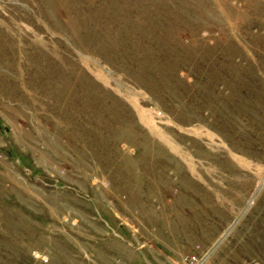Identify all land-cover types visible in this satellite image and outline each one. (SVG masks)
<instances>
[{
  "label": "rangeland",
  "instance_id": "rangeland-1",
  "mask_svg": "<svg viewBox=\"0 0 264 264\" xmlns=\"http://www.w3.org/2000/svg\"><path fill=\"white\" fill-rule=\"evenodd\" d=\"M0 264H264V0H0Z\"/></svg>",
  "mask_w": 264,
  "mask_h": 264
},
{
  "label": "built area",
  "instance_id": "built-area-1",
  "mask_svg": "<svg viewBox=\"0 0 264 264\" xmlns=\"http://www.w3.org/2000/svg\"><path fill=\"white\" fill-rule=\"evenodd\" d=\"M193 260H194V258H193Z\"/></svg>",
  "mask_w": 264,
  "mask_h": 264
}]
</instances>
